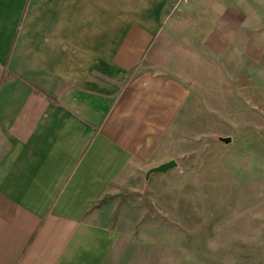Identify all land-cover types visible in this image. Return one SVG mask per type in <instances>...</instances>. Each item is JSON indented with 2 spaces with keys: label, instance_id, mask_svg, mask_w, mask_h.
Segmentation results:
<instances>
[{
  "label": "crops",
  "instance_id": "0c3cea01",
  "mask_svg": "<svg viewBox=\"0 0 264 264\" xmlns=\"http://www.w3.org/2000/svg\"><path fill=\"white\" fill-rule=\"evenodd\" d=\"M242 5L257 1L0 0V264H128L122 243L144 238L122 195L191 101L175 66L192 50L155 68L149 51L172 8L211 23ZM196 37L202 64L230 47L219 25Z\"/></svg>",
  "mask_w": 264,
  "mask_h": 264
},
{
  "label": "rangeland",
  "instance_id": "374dc122",
  "mask_svg": "<svg viewBox=\"0 0 264 264\" xmlns=\"http://www.w3.org/2000/svg\"><path fill=\"white\" fill-rule=\"evenodd\" d=\"M256 1L211 23L200 7L172 8L149 51L155 68L192 50L191 70L175 66L191 101L161 145L162 162L177 166L122 195L127 232L144 238L122 243L128 264H264V0ZM208 24L230 47L202 64L196 36Z\"/></svg>",
  "mask_w": 264,
  "mask_h": 264
},
{
  "label": "water",
  "instance_id": "95a60500",
  "mask_svg": "<svg viewBox=\"0 0 264 264\" xmlns=\"http://www.w3.org/2000/svg\"><path fill=\"white\" fill-rule=\"evenodd\" d=\"M177 166V163L175 160H168L158 166H155V167H152L150 168L147 173H146V176H149L150 174L152 173H161V174H164L166 173L167 171L175 168Z\"/></svg>",
  "mask_w": 264,
  "mask_h": 264
},
{
  "label": "trees",
  "instance_id": "16d2710c",
  "mask_svg": "<svg viewBox=\"0 0 264 264\" xmlns=\"http://www.w3.org/2000/svg\"><path fill=\"white\" fill-rule=\"evenodd\" d=\"M37 94H40L42 97L47 98V95H44L42 92H40L39 90L35 89Z\"/></svg>",
  "mask_w": 264,
  "mask_h": 264
},
{
  "label": "built area",
  "instance_id": "2783aa9c",
  "mask_svg": "<svg viewBox=\"0 0 264 264\" xmlns=\"http://www.w3.org/2000/svg\"><path fill=\"white\" fill-rule=\"evenodd\" d=\"M182 1H186V0H182Z\"/></svg>",
  "mask_w": 264,
  "mask_h": 264
}]
</instances>
